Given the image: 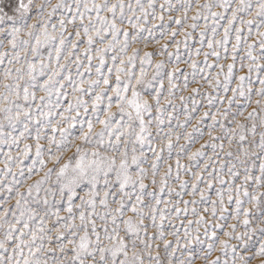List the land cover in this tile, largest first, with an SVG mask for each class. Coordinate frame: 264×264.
I'll return each instance as SVG.
<instances>
[{"label":"snow or ice","instance_id":"obj_1","mask_svg":"<svg viewBox=\"0 0 264 264\" xmlns=\"http://www.w3.org/2000/svg\"><path fill=\"white\" fill-rule=\"evenodd\" d=\"M257 258L264 0H0V264Z\"/></svg>","mask_w":264,"mask_h":264},{"label":"rangeland","instance_id":"obj_2","mask_svg":"<svg viewBox=\"0 0 264 264\" xmlns=\"http://www.w3.org/2000/svg\"><path fill=\"white\" fill-rule=\"evenodd\" d=\"M203 2H204V0H201V3H203ZM193 14H194V12H190V13H189L190 16L193 15ZM172 27L175 28L176 26H175V25H172ZM155 39H156V40H160V43L163 44V43H166V42L168 41L169 38H168L167 36H165L163 39H161L160 36H159V33L157 32ZM177 39H182V37L178 36ZM190 43H191V42H190ZM157 47H159V45H157V44L155 43V40H152V41H150V43H149V48H148L147 50H154V49L157 48ZM173 50H174V49H173L172 47L169 48V51H173ZM181 51H182V52L184 51L183 47H181ZM157 59H162V57H157ZM181 67H184V65H181ZM194 87H197V85H196V84H191L190 87H189V89H188V91L178 92V93H177L176 105H177L178 110H181V109H180V100L178 99L179 95H185V96H188V95L190 94V92H191V88H194ZM202 91L207 92V91H211V90L208 89L207 87H205V88L202 89ZM197 99H198L202 104H206V100H204L203 98H201V97H197ZM187 103L189 104V106H191V101H188ZM203 110H206V109L201 108V111H203ZM213 111H215V109H213ZM199 114H200V112L196 113V115H199ZM180 119L183 120V116H181ZM210 122H211V121H206V123H210ZM205 131H206V130H205ZM181 143H183V141H181ZM197 147H198V145H197ZM260 259H262V258H257L256 260H254V261H253V264H260ZM195 264H203V262H202L201 260L198 259V260H196Z\"/></svg>","mask_w":264,"mask_h":264}]
</instances>
